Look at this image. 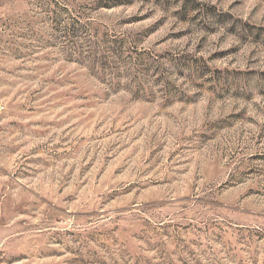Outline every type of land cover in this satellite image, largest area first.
Masks as SVG:
<instances>
[{
	"label": "rangeland",
	"instance_id": "rangeland-1",
	"mask_svg": "<svg viewBox=\"0 0 264 264\" xmlns=\"http://www.w3.org/2000/svg\"><path fill=\"white\" fill-rule=\"evenodd\" d=\"M0 264H264V0H0Z\"/></svg>",
	"mask_w": 264,
	"mask_h": 264
}]
</instances>
